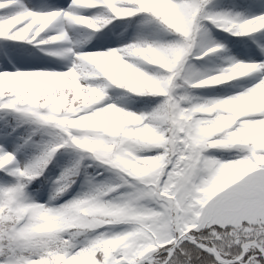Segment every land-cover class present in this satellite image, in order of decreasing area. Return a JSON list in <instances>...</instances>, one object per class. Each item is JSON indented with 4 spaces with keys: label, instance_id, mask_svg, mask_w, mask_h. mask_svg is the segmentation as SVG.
I'll return each mask as SVG.
<instances>
[{
    "label": "snow or ice",
    "instance_id": "6c2138e0",
    "mask_svg": "<svg viewBox=\"0 0 264 264\" xmlns=\"http://www.w3.org/2000/svg\"><path fill=\"white\" fill-rule=\"evenodd\" d=\"M0 264H264V0H0Z\"/></svg>",
    "mask_w": 264,
    "mask_h": 264
}]
</instances>
